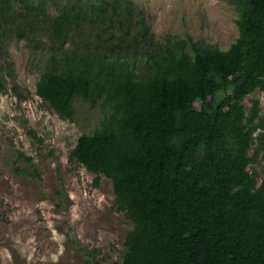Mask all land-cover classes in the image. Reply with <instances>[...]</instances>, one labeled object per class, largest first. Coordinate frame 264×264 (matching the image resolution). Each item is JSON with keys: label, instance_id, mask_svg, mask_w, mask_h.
Instances as JSON below:
<instances>
[{"label": "trees", "instance_id": "1", "mask_svg": "<svg viewBox=\"0 0 264 264\" xmlns=\"http://www.w3.org/2000/svg\"><path fill=\"white\" fill-rule=\"evenodd\" d=\"M233 2L238 36L227 50L189 37V51L148 55L146 75L135 60L79 58L59 70L54 58L37 81L36 94L68 120L77 98H104L110 108L70 157L111 181L116 208L133 224L112 264H264V164L260 181L250 171L259 155L264 162V119L255 124L258 101L248 112L244 105L264 92V0ZM90 8L106 21L103 0ZM71 16L53 19V38L65 41ZM18 158L29 168L16 169L21 176H39L31 157Z\"/></svg>", "mask_w": 264, "mask_h": 264}, {"label": "rangeland", "instance_id": "2", "mask_svg": "<svg viewBox=\"0 0 264 264\" xmlns=\"http://www.w3.org/2000/svg\"><path fill=\"white\" fill-rule=\"evenodd\" d=\"M9 1L0 0V264L120 261L133 224L116 208L111 181L70 157L79 136L101 127L110 108L104 98H77L76 115L68 120L36 94L37 81L54 58L59 70L76 66L79 58L94 65L135 60L137 72L146 75L148 55L189 51V37L227 50L238 36L234 2L103 0L108 14L102 22L90 8L93 0H46L43 7L38 0L32 6ZM64 11L72 16L63 42L50 26ZM254 101L258 124L264 92L245 98L246 112ZM20 152L33 159L39 176L16 171H29ZM263 164L259 155L250 171L260 177Z\"/></svg>", "mask_w": 264, "mask_h": 264}, {"label": "built area", "instance_id": "3", "mask_svg": "<svg viewBox=\"0 0 264 264\" xmlns=\"http://www.w3.org/2000/svg\"><path fill=\"white\" fill-rule=\"evenodd\" d=\"M260 179V177H258V180ZM260 181V180H259Z\"/></svg>", "mask_w": 264, "mask_h": 264}]
</instances>
